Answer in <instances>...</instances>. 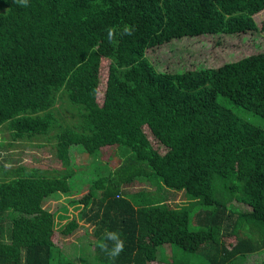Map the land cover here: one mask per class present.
<instances>
[{"label": "trees", "instance_id": "trees-1", "mask_svg": "<svg viewBox=\"0 0 264 264\" xmlns=\"http://www.w3.org/2000/svg\"><path fill=\"white\" fill-rule=\"evenodd\" d=\"M262 7L264 0H0V126L8 143L52 138L56 156L73 144L95 168L89 176L90 167L73 168L66 155L61 169L0 162V264H78L61 248L81 241L68 226L87 224L93 256L79 257L76 245L80 264H147L158 255L169 262L178 252L201 254L207 264H264V257L238 261L264 247V50L183 70L150 59L172 38L203 32L243 40L241 33L259 30L253 14ZM100 58L116 71L108 68L105 80L119 83L138 132L115 143L113 166L100 155L113 141L75 69ZM64 103L75 112L61 116ZM86 178L85 197L72 196L77 213L56 221L60 207L42 202L70 196ZM236 179L250 180L240 196L249 208L229 204ZM179 192L183 206L170 203L169 193ZM106 232L124 242L114 258L100 247H114ZM59 236L77 238L57 243Z\"/></svg>", "mask_w": 264, "mask_h": 264}, {"label": "rangeland", "instance_id": "rangeland-1", "mask_svg": "<svg viewBox=\"0 0 264 264\" xmlns=\"http://www.w3.org/2000/svg\"><path fill=\"white\" fill-rule=\"evenodd\" d=\"M259 30L256 32H243V40L240 37H236L233 34H226L221 37L219 33H199L190 36H183L177 39H170L153 50V56L150 58L152 62L156 63V66H162L165 61L176 62L180 67H174L177 70H183L185 68H198V67H215L223 61L231 60L238 56L244 55L246 53L264 50V27H261L262 21L264 19V8L260 11H257L253 14ZM150 54V51H149ZM150 61V62H151ZM151 62V63H152ZM153 64V63H152ZM94 65H97L94 67ZM154 65V64H153ZM109 63L106 58H100L98 64H91L89 60L81 62L78 64L76 71L80 74V80L83 83L84 94L86 95L91 108L92 114L96 117L99 116V121L106 126L107 129V143L113 141V144L104 146L100 155L101 158L107 162L109 166L116 164L120 158L118 155V146L115 144L120 138H126L133 135H138L137 129L133 120L130 117L129 108L127 103L122 96L119 83L116 81L108 82L106 79L107 69L112 72V76H116V71L113 67H108ZM97 71V75H95ZM58 105V103L56 104ZM62 115H70V111H74L72 107L67 106L66 103L61 107ZM75 112V111H74ZM76 114V113H75ZM93 116V115H92ZM251 120H254L258 123L259 118L250 115ZM260 123V122H259ZM143 130L148 136V141L153 148H156L158 151L161 150L158 147L156 141L150 136L147 131V128L143 126ZM8 132L6 128L0 126V162L7 165H14L17 162H23L24 164H34V165H44L46 167H55L61 169L64 167V156L68 158V165H71L73 168L84 167L89 168L87 171L89 176L95 170L89 164L90 159L92 158L90 154L86 151L78 150L73 144H69L64 151V155H54L53 146L49 141H53L52 138L47 139L45 142H42L41 145H35L40 138H36L33 141L27 142L26 140L14 141L8 143ZM139 139L142 143H145V136L139 134ZM58 153H61L58 152ZM66 162V161H65ZM107 167L105 163H101ZM97 172L99 170H96ZM90 178L79 182L75 189V192L68 196L63 192L54 193L45 204L42 202V205H47L51 209L55 207H60L56 211L55 218L56 221H65L77 213V210L80 207V202L75 200L72 196L78 198H84V192L87 190V186ZM250 180L247 179H236V193L233 195L230 205L249 208V203L241 200L240 196L242 193H245L248 188ZM142 185L152 188L151 185H147L144 181L141 182ZM139 185H131V189L137 188ZM128 188V187H127ZM170 196H173L171 204L176 206H183L187 200L184 199L182 193H169ZM69 200H72V203H68ZM62 206H66L63 208ZM64 217L58 219V215ZM194 218V216H193ZM193 220L191 221V226L194 224ZM92 225H87L82 228H79L78 231L74 230L75 227L68 226L66 232L76 231V235H81V241L76 242L77 244L63 246L61 249L69 257L72 256L75 261L80 264L79 260L76 258V245L81 247L79 249V257L93 256V250L89 251L86 246L89 242L93 243L92 238ZM74 228V229H73ZM243 230H239L238 235H242ZM62 234V233H61ZM67 234V233H66ZM236 235H225L221 237L222 242L229 244L235 240ZM77 238L76 236H71L67 239L60 237L56 240L58 242L68 243L70 240ZM90 244L88 245V247ZM170 250L169 248H166ZM159 252V250H157ZM201 254H195L190 252H179L174 257L170 258L169 262H164L160 259L158 255L156 260H151L147 264H207L206 260L200 257ZM264 257V247L256 249L250 252L244 253L238 258V261L241 263H250Z\"/></svg>", "mask_w": 264, "mask_h": 264}, {"label": "clouds", "instance_id": "clouds-1", "mask_svg": "<svg viewBox=\"0 0 264 264\" xmlns=\"http://www.w3.org/2000/svg\"><path fill=\"white\" fill-rule=\"evenodd\" d=\"M262 8H264V7H262ZM262 8H261V9H262ZM261 9H260V10H261ZM260 10H258V11H260ZM125 31L127 32L128 29H125ZM110 35H111V32H110ZM75 227H76V226H75ZM105 236H106V238H107L108 240H111V241L114 242V247H113L111 250H109L108 247H107V244H105V243H101V244H100V247L102 248V250L107 251L110 257H113V258H114V257L117 256L121 251H123V248H124V242H123V240H121V239L119 238V233H117V232H106V233H105Z\"/></svg>", "mask_w": 264, "mask_h": 264}, {"label": "crops", "instance_id": "crops-1", "mask_svg": "<svg viewBox=\"0 0 264 264\" xmlns=\"http://www.w3.org/2000/svg\"><path fill=\"white\" fill-rule=\"evenodd\" d=\"M87 225H88V224H87ZM87 225H86V226H87ZM83 227H84V226H83ZM79 228H82V226H76L74 230L78 231ZM73 232H74V231H73ZM87 246H88V244H87ZM87 246H86V247H87ZM147 263H149V262H147Z\"/></svg>", "mask_w": 264, "mask_h": 264}]
</instances>
